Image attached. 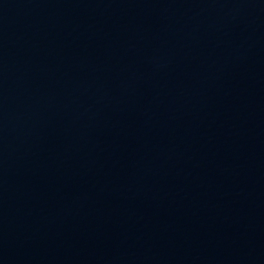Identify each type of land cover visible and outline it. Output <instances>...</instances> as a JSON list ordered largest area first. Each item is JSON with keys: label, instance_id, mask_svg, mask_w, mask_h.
<instances>
[{"label": "water", "instance_id": "1", "mask_svg": "<svg viewBox=\"0 0 264 264\" xmlns=\"http://www.w3.org/2000/svg\"><path fill=\"white\" fill-rule=\"evenodd\" d=\"M0 264H264V0H0Z\"/></svg>", "mask_w": 264, "mask_h": 264}]
</instances>
